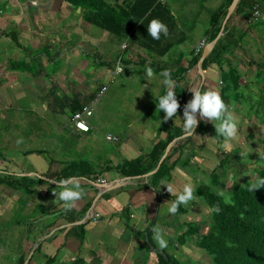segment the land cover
<instances>
[{
    "label": "crops",
    "instance_id": "0c3cea01",
    "mask_svg": "<svg viewBox=\"0 0 264 264\" xmlns=\"http://www.w3.org/2000/svg\"><path fill=\"white\" fill-rule=\"evenodd\" d=\"M60 1L64 9L65 42L69 41L71 48L79 42L82 48L79 56L82 73L89 75L96 71L105 81L94 90H90L88 85H82L78 92L75 91L70 96L65 94L58 106L61 110L59 117L64 118L57 119L58 113H54L57 111L55 99L51 103L46 102L43 106L46 107L45 111L53 114L47 120V126L50 128L52 124L53 127L51 137L49 140L46 138L47 147L42 145L40 148L39 145L45 142L40 140L37 147L24 150L17 147L5 149L0 156V163L4 164L0 168V178L4 174L31 178L33 194L27 204L31 208L38 207L40 201L47 202L45 211H35L29 219L33 232L30 240L35 241L32 249L39 248L34 252L32 260L43 261L40 264H44L48 258H54L52 264H71L78 260L81 264H148L151 262L149 252H152L147 245L148 236L152 244L161 249L152 231L153 227L163 231L169 244L172 238L169 232H179V217L191 212L187 207H192L194 200L182 204L176 214L170 215L167 211L183 190V185L191 183L194 193L199 186L214 190L210 185L214 176L212 172H208L209 161L217 157L219 141L222 139L199 133L187 136L181 120L183 104L177 110L176 116L164 119L165 113L159 110L156 102V97L166 91L161 73L170 70L175 85L177 80L179 83V76H182L180 89L179 86L175 88L177 99L182 94L184 103L191 99V86L195 84L200 87L202 79L197 64L193 65V60L212 42L209 35L211 16L226 10L228 0H156L154 5L159 4L156 10L147 13L137 23L132 22L131 18L133 15L134 19L140 16L144 8L138 7V11H131L134 10L131 7L136 4L135 0H104L119 15L123 28L121 35L88 23L83 11ZM259 1L262 10L258 24L264 19V0ZM142 2L146 4L145 1ZM32 5H36V2L33 1ZM235 10L229 27L233 29L234 36L229 42H245L252 30L246 25L247 10ZM174 11L179 15V20ZM202 15H207V20L201 22ZM152 18H159L168 25L167 35L161 33L160 39H153L148 34L147 24ZM259 26L264 27V24ZM202 41L206 42V46L197 53ZM22 59L27 61L26 58ZM119 59L123 71L112 80ZM53 60L54 58L52 62ZM66 60L71 63V56ZM89 61L95 64L88 66ZM147 67L153 70L149 81L146 78ZM182 69L186 71L180 73L179 70ZM203 74V88L217 90V81L221 79L219 67L211 64L203 70ZM118 81L122 84L126 81L127 88L121 91L126 92L124 95L127 96V101L122 99V104L120 101L118 105L114 102L107 106L102 104L101 99L108 93L109 87ZM54 88H49V94L55 95ZM74 102L80 105V109L84 106L92 109V115L85 118L90 127L88 132L76 130L71 121V107ZM200 123L215 126L211 120L201 119ZM179 130L183 132L180 137ZM107 137L116 140H109ZM189 137L191 139L186 141ZM55 141L61 145L66 143L67 150H51L49 143ZM103 142L113 143L116 145L115 150L105 146ZM164 145L166 149L162 153ZM155 146H158V152L154 153V157L152 153ZM168 146H171L169 152L161 162ZM141 158L148 165L156 164L147 173L151 175L126 177L120 166ZM73 163L86 164L91 171L81 168V175L76 178L84 194L74 208L66 210L62 202L56 200L54 192L57 191L58 184L53 179L59 180V175ZM163 163L162 174L154 177ZM100 180H106V185L100 184ZM162 181L172 186V192L167 185H161ZM112 187L113 190L105 192ZM15 210L16 208L12 211V217ZM96 215L99 217L96 218ZM80 225H84L85 231L82 242L76 235ZM19 239L17 247L24 242L21 237Z\"/></svg>",
    "mask_w": 264,
    "mask_h": 264
},
{
    "label": "rangeland",
    "instance_id": "374dc122",
    "mask_svg": "<svg viewBox=\"0 0 264 264\" xmlns=\"http://www.w3.org/2000/svg\"><path fill=\"white\" fill-rule=\"evenodd\" d=\"M33 1L36 2L34 6ZM63 11L60 0H0V36L2 32L5 34L0 37V156L5 149L10 150V147L20 150L37 147L40 140L45 142L39 147L46 146V138L49 140L50 132H53L52 124L50 128L47 126V120L53 114L45 111L46 107L43 106L46 102L51 103L55 99L57 111L54 113H58L57 119L64 118L59 117L61 110L58 106L65 94L70 96L71 93L78 92L82 85H88L90 90H94L105 81L96 71L89 75L82 73L79 65L82 48L79 42L73 48L69 47V41L65 42ZM174 13L179 20V15L175 11ZM207 18V15H202L200 20L203 22ZM259 25L257 22L253 24L251 34L245 42L231 46L224 56V70L231 64L241 77L238 89L240 96L227 105L228 113L237 120L239 131L229 141L221 136L219 153L208 162V172H212L214 176L210 184L214 189L212 192L226 199L230 197L234 185L256 178V171L264 167V27L260 28ZM11 34L18 38L20 47L12 40ZM68 56H71V63L66 60ZM22 58L35 63L39 73H18L8 69V59ZM89 62L88 66L95 64ZM121 79L124 80L122 77ZM125 82L122 84L118 81L111 85L108 93L101 99L102 104L107 106L113 102L115 105L120 101L122 104L123 100L126 102V92L121 91L127 88ZM217 83V91L221 92L225 82L219 79ZM53 86L55 95L49 94V88ZM200 86H204L202 79ZM213 123L218 125L220 121L214 120ZM7 138L9 141H6ZM103 144L115 150L116 145L113 143ZM49 146L51 150L59 152L67 150L66 143L61 145L55 141L49 143ZM1 164L2 162L0 168L4 166ZM21 195V192L14 193L6 185L0 186V264H18L19 256L23 255L27 260L35 252V248L32 249L35 241L30 240L33 235L32 222H29V226L25 224L33 212L45 211L47 202L40 201L38 207H22V204L18 205ZM193 200L192 207H187L191 212L179 217V232H169L172 238L166 249L181 264H214L211 256L196 246L197 238L208 231L211 214L203 199L194 197ZM15 208L16 214L12 217ZM11 221L24 225L10 228ZM191 221L203 222L205 225L201 226L198 234L192 237L188 235L186 242L181 244L179 237L187 232L186 222ZM20 237L24 242L17 247ZM149 253L151 262L148 264H157L155 253ZM29 260V264L43 262Z\"/></svg>",
    "mask_w": 264,
    "mask_h": 264
},
{
    "label": "trees",
    "instance_id": "16d2710c",
    "mask_svg": "<svg viewBox=\"0 0 264 264\" xmlns=\"http://www.w3.org/2000/svg\"><path fill=\"white\" fill-rule=\"evenodd\" d=\"M65 3L73 6L76 9L83 11V16L85 20L97 27L105 29L116 35H121V22L119 21V15L117 11L112 9L104 0H63ZM142 1H145L146 4H143ZM233 0H228L225 7L226 10H221L214 13L211 16V27L209 31L210 41H213L219 34L222 22L226 16L227 8L231 5ZM156 0H135V3L131 8L138 11V7L144 8V11L134 19L132 16V22H139L147 13L153 12L156 10V7L159 4L154 5ZM259 0H240L235 12L240 8H245L246 11V25L251 28V22L249 19L253 12V7L258 5L260 8ZM234 15L232 14L229 20L227 21L223 36L218 40L214 46L211 53L203 61L202 70L211 64H216L221 72V79L225 82V86L221 89V96L226 105H228L232 100L237 99L240 96L239 85H240V76L230 64L227 70H224V56L226 52L229 51L231 46H236L240 42H229L230 39L234 36L233 29H229ZM264 24V20L259 22ZM118 29V30H117ZM9 35V34H7ZM1 36H5L2 32ZM0 36V37H1ZM9 37V36H7ZM12 40L19 46L18 40L15 34H11ZM201 56V55H200ZM199 57L193 60V65L196 66ZM7 67L11 71L19 72H35L39 73V70L35 63L27 62L25 59L22 60H7ZM186 71L185 69L179 70L180 73ZM182 76H179L176 81L175 88L179 86L180 89V80ZM180 105L184 106V96L183 94L179 98ZM71 111L75 113L80 110V105L75 103L71 107ZM195 133L201 135L210 134L217 139L221 138V135L216 132L215 126L211 124L199 123ZM183 135V132L179 130V137ZM191 138H186L188 141ZM158 146H155V149L152 153L158 152ZM166 145L162 148V153H164ZM156 155V154H155ZM155 157V156H154ZM160 158L158 154V159ZM157 159V156L156 158ZM157 161V160H156ZM156 165V164H155ZM155 165H148L146 160L137 159L132 162H125L120 166V170L124 173L126 177H138L145 175L152 171L155 168ZM164 163L161 165L159 170L154 174V177H159L163 172ZM81 168H85L88 172L91 170L86 164L73 163L70 168L65 170L59 175V180L76 177L81 175ZM259 178H264V167L256 171V178L248 179L242 184H236L233 186L232 193L228 199L224 198L222 195L214 193L210 188L205 186L197 187L195 191V196L203 199L208 210L211 214V224L208 227V231L197 238L196 246L200 250L206 252L213 259L214 264H264V186L252 189V186L258 181ZM33 180L28 177H19L13 174H4L3 178H0V185H6L11 190H14V193L21 192V200L19 201V206L22 204V207H30L29 202L33 194V189L31 183ZM20 211V210H19ZM16 214V210H15ZM15 217V215H14ZM31 217V216H30ZM14 220V219H13ZM28 223L25 226H29ZM12 222V221H11ZM10 222V223H11ZM24 225L19 222H12V226ZM188 227L187 232L182 233L179 237V242L184 244L188 235L191 237L198 234L201 226H204L205 223L200 222H186ZM77 238L80 242L84 239V225L77 227ZM28 231V230H27ZM4 239V238H3ZM5 242V240H3ZM147 245L149 249L157 258V264H181L179 260L170 254L166 248L158 249L156 248L151 240L150 236L147 238ZM39 248H35L37 251ZM20 259L18 264H24L25 257L23 255L19 256ZM33 256L31 257V260ZM29 260V261H31ZM54 258H48L44 264H52ZM29 264V263H28ZM71 264H81V261L73 262Z\"/></svg>",
    "mask_w": 264,
    "mask_h": 264
},
{
    "label": "clouds",
    "instance_id": "9594fccd",
    "mask_svg": "<svg viewBox=\"0 0 264 264\" xmlns=\"http://www.w3.org/2000/svg\"><path fill=\"white\" fill-rule=\"evenodd\" d=\"M148 34L153 39H160L161 33L168 34V25L159 18H152L147 24ZM115 71L117 73L122 72L123 68L117 65ZM146 78L149 81V77L153 75L151 67H147ZM161 75L163 76V84L166 86V91L156 97L157 107L159 110H163L165 113L164 119H169L177 114V110L181 107L180 101L177 99L175 90V81L171 76L170 70H164ZM147 87V84H144ZM193 93L191 99H189L183 106V131L187 136L195 134V128L199 125L201 119L219 120L220 123L215 125L216 132H218L226 141L235 138L238 134V123L235 117L228 113L227 105L225 104L219 91L211 88L197 87L193 84L190 88ZM19 143V141H18ZM43 178L42 176H40ZM58 184L56 194V200L62 202L63 208L70 210L75 207L76 202L83 196L84 190L81 188L78 178L68 177L60 180L53 179ZM161 185H167V188L172 192V186L164 181ZM264 186V178H259L258 181L252 186V189ZM194 192L193 185L191 183H185L183 190L179 192L175 200L172 201L167 211L171 214H176L182 204H187L193 200ZM55 200V201H56ZM152 231L155 233V239L161 249L168 246V240L165 239L163 231L161 229L153 227Z\"/></svg>",
    "mask_w": 264,
    "mask_h": 264
},
{
    "label": "built area",
    "instance_id": "2783aa9c",
    "mask_svg": "<svg viewBox=\"0 0 264 264\" xmlns=\"http://www.w3.org/2000/svg\"><path fill=\"white\" fill-rule=\"evenodd\" d=\"M161 1H163V0H161ZM260 17H261V12L259 10V7H258V5H255L253 7V12H252V15H251V17L249 19V22L255 23V22H257V20L260 19ZM205 46H206V42L205 41L200 42L196 52L200 53L202 48H204ZM118 64H119L120 67H122L121 59L118 60L116 66H115V69H116ZM115 69H114V72H113L112 80H115L116 77L121 73V72L117 73L115 71ZM101 94H102V91H101ZM91 115H92V109H91L90 106H84L79 111H76L75 113H73L72 117H71V121L74 124L75 129L80 131V132H88L90 130V127L88 126L85 118L90 117ZM107 139L114 140V141L116 140V138H111V137H107ZM99 183L103 184V185H106V180H100ZM98 217L99 216L96 215V218H98Z\"/></svg>",
    "mask_w": 264,
    "mask_h": 264
},
{
    "label": "water",
    "instance_id": "95a60500",
    "mask_svg": "<svg viewBox=\"0 0 264 264\" xmlns=\"http://www.w3.org/2000/svg\"><path fill=\"white\" fill-rule=\"evenodd\" d=\"M240 0H233V2L231 3L228 11H227V14L223 20V23H222V27H221V30L218 34V36L210 43L207 44V46L204 48L202 54H201V57L197 63V67H198V71H199V74L201 75L202 79H204V74H203V70H202V64H203V61L205 60V58L211 53V51L213 50L214 46L216 45L218 39L221 37V35L223 34V31H224V28H225V25L227 23V21L229 20L230 16L232 15L233 11L235 10L237 4L239 3ZM197 128V127H196ZM195 128V129H196ZM171 146H168L161 162L165 159V157L167 156V153L169 152V149H170ZM150 174H147L146 177H148ZM114 188H109V189H106L105 192L107 191H110V190H113ZM33 252L30 254L29 258L24 262V264H28V260L31 258Z\"/></svg>",
    "mask_w": 264,
    "mask_h": 264
}]
</instances>
